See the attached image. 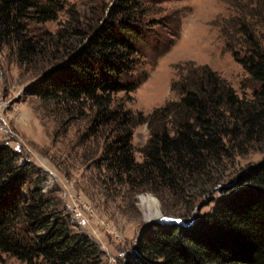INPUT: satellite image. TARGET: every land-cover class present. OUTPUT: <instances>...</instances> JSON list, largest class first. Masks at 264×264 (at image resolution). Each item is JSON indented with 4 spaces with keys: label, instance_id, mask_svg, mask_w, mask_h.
Here are the masks:
<instances>
[{
    "label": "trees",
    "instance_id": "trees-1",
    "mask_svg": "<svg viewBox=\"0 0 264 264\" xmlns=\"http://www.w3.org/2000/svg\"><path fill=\"white\" fill-rule=\"evenodd\" d=\"M140 7V0H118L95 27L69 19L38 38L32 22L57 21L65 1L0 0V45L36 72L28 94L91 115L90 136L105 140L102 160L113 179L184 207V224L147 228L121 264H264V160L224 184L229 162L264 154V0L238 4L222 31L252 97L240 98L210 67L190 64L172 86L179 100L147 117L117 98L138 86L128 80L145 39ZM144 124L150 135L138 162L132 140ZM19 158L0 143V254L23 264H100V248L72 231L61 203ZM218 191L212 213L194 217L197 202Z\"/></svg>",
    "mask_w": 264,
    "mask_h": 264
},
{
    "label": "rangeland",
    "instance_id": "rangeland-1",
    "mask_svg": "<svg viewBox=\"0 0 264 264\" xmlns=\"http://www.w3.org/2000/svg\"><path fill=\"white\" fill-rule=\"evenodd\" d=\"M62 1L66 9L57 21L32 22L34 36L39 38L45 31L55 33L69 19L86 20L87 26L95 27L108 18L118 0ZM245 2L140 0L145 39L137 44L139 64L128 78L138 86L132 93L118 94V100L134 114L147 117L168 102L179 100L172 86L190 64L210 67L240 98H251L254 87L243 65L226 50L228 39L222 33L237 5ZM36 76L31 66L20 64L13 49L0 45V143L20 153V165L33 167L35 180H42L43 192L58 200L60 210L70 217L72 231L87 236L100 248V264H121L151 227L149 222L155 221L148 219L149 213L141 206L142 196L159 200L165 218L180 219L184 207L174 199L163 203L149 191L135 192L113 179L102 160L105 140L90 136L91 115L28 94ZM149 135L147 124L134 131L132 144L138 162H142L139 150ZM263 160L260 152L235 158L228 163L224 184L230 187L241 172ZM222 196L218 191L200 199L193 216L212 213ZM0 264L23 263L0 254Z\"/></svg>",
    "mask_w": 264,
    "mask_h": 264
},
{
    "label": "bare ground",
    "instance_id": "bare-ground-1",
    "mask_svg": "<svg viewBox=\"0 0 264 264\" xmlns=\"http://www.w3.org/2000/svg\"><path fill=\"white\" fill-rule=\"evenodd\" d=\"M141 206L149 213L148 219H155L157 220L158 217H160L161 209L160 205L158 203V200H156L152 196H142L140 198Z\"/></svg>",
    "mask_w": 264,
    "mask_h": 264
},
{
    "label": "water",
    "instance_id": "water-1",
    "mask_svg": "<svg viewBox=\"0 0 264 264\" xmlns=\"http://www.w3.org/2000/svg\"><path fill=\"white\" fill-rule=\"evenodd\" d=\"M158 203L160 205L159 200H158ZM160 217L161 218L159 220L150 221L149 226H153L155 224H168V225L184 224V222L181 219L165 218L162 212L160 213Z\"/></svg>",
    "mask_w": 264,
    "mask_h": 264
}]
</instances>
